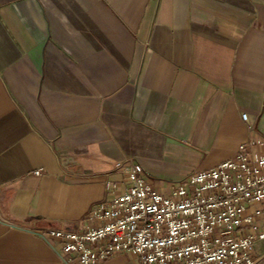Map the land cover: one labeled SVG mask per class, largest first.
I'll use <instances>...</instances> for the list:
<instances>
[{"label": "crops", "instance_id": "crops-1", "mask_svg": "<svg viewBox=\"0 0 264 264\" xmlns=\"http://www.w3.org/2000/svg\"><path fill=\"white\" fill-rule=\"evenodd\" d=\"M248 142L264 154V0H0V264H78L48 230L95 225L120 161L168 193Z\"/></svg>", "mask_w": 264, "mask_h": 264}, {"label": "built area", "instance_id": "built-area-1", "mask_svg": "<svg viewBox=\"0 0 264 264\" xmlns=\"http://www.w3.org/2000/svg\"><path fill=\"white\" fill-rule=\"evenodd\" d=\"M247 114L243 118L247 119ZM261 144V141L257 142ZM240 146L215 167L158 191L134 160L116 163L127 190L89 217L83 231L50 229L61 259L98 264L129 252L140 264H257L264 241V154ZM38 173V172H37Z\"/></svg>", "mask_w": 264, "mask_h": 264}]
</instances>
